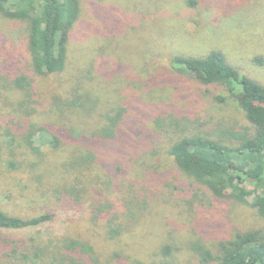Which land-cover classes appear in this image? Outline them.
<instances>
[{"label": "rangeland", "instance_id": "rangeland-1", "mask_svg": "<svg viewBox=\"0 0 264 264\" xmlns=\"http://www.w3.org/2000/svg\"><path fill=\"white\" fill-rule=\"evenodd\" d=\"M79 2L81 12L68 40L66 66L60 72L36 75L34 112L28 116L19 111L22 92L6 82L0 84V138L12 117L17 123L23 118L29 124L50 122L58 110L49 113L53 102L59 104L55 99L72 98L79 105L67 109L70 130L82 134L100 130L119 105L130 103L120 125L123 136L111 144L95 140L98 160L83 167L69 162L84 153L79 145L45 149L56 164L89 188L87 200L62 204L32 196L7 199L6 192H16H4L2 185L0 201L9 211L24 216L53 214L36 226L3 231L37 239L82 233L93 239L98 229H104L92 222L95 193L112 197L114 208L126 211L117 221L124 223L127 241L137 247V259L146 264H159L161 258L149 252L164 243L173 248L171 264H183L193 240L212 247L236 231H264V219L249 204L252 194L247 202L228 195L216 197L181 171L169 154L171 144L183 135L205 130L216 134L246 123L223 85L203 84L191 73L175 70L170 59L176 54L205 56L217 49L240 72L264 85V0H197L194 7L187 0ZM26 39L22 25L0 14V56L8 50L25 62ZM219 94L225 96L223 101ZM132 156L138 158L136 163ZM107 174L116 180L109 189ZM122 188L130 195L129 209ZM114 208L109 211L114 213ZM110 248L105 247L108 252ZM110 257L108 253L106 261Z\"/></svg>", "mask_w": 264, "mask_h": 264}, {"label": "trees", "instance_id": "trees-1", "mask_svg": "<svg viewBox=\"0 0 264 264\" xmlns=\"http://www.w3.org/2000/svg\"><path fill=\"white\" fill-rule=\"evenodd\" d=\"M187 2L192 7L197 4V0ZM80 12L79 0H0V14L22 25L26 32L28 58L25 62L8 50L0 56V84L6 82L23 94L17 108L19 111L29 116L35 110L36 75L52 74L65 68L68 40ZM170 63L175 70L191 73L203 84L223 85L228 97L242 110L246 122L224 127L216 134L205 130L181 136L169 148L175 164L216 197L228 195L236 201L247 202V197L252 194L249 204L264 219V85L240 72L217 49H212L205 56L176 54ZM217 98L223 101L225 96L219 94ZM55 100L59 104L53 102L49 112L51 114L58 109L54 120L29 124L28 119L23 118L17 123L12 117V124L6 125L2 132L0 187L6 186L4 192H16H6L7 199L18 195L20 198L32 196L35 200L48 198L53 203L62 204L87 200L89 188L66 172L61 164H56L44 150L79 145L84 153L69 162L72 167L74 164L83 167L98 160L99 146L95 147V140L111 144L115 138L123 136L120 125L130 103L119 105L113 114L108 115L107 125L100 130L82 134L70 130L69 126L71 117L67 115V109L79 105L75 98L68 102ZM92 140L93 144H90ZM131 159L138 161L134 156ZM107 175L105 182L106 189H109L116 180ZM122 190V197H127L124 199L126 203L130 195L124 188ZM92 196L96 197L91 203L96 211L92 222L98 228H104H97L93 239L89 238L90 234L83 237L82 233L40 239L6 233L3 230L36 226L50 220L53 214L42 211L24 216L20 212L9 211L0 201V264H122V258L130 264H146L137 259V247L127 241L129 235L124 223L117 221L124 217L126 211L115 209L110 196L103 198L96 193ZM131 205L126 203V208ZM111 208H114V213L109 211ZM131 213L135 216L137 211ZM195 214L196 211L192 212L193 221ZM102 220L105 225L101 224ZM213 244L209 247L201 239L191 241L190 257L183 264H264L263 229L236 231ZM105 247H111L110 251ZM172 250L170 244L164 243L149 255L161 258L159 264H171ZM108 253H111L112 261L110 258L106 261Z\"/></svg>", "mask_w": 264, "mask_h": 264}]
</instances>
